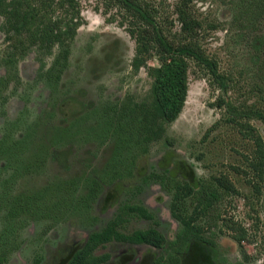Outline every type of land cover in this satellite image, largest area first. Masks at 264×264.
I'll list each match as a JSON object with an SVG mask.
<instances>
[{
  "label": "rangeland",
  "instance_id": "obj_1",
  "mask_svg": "<svg viewBox=\"0 0 264 264\" xmlns=\"http://www.w3.org/2000/svg\"><path fill=\"white\" fill-rule=\"evenodd\" d=\"M146 1L164 33L179 39V0ZM80 8L83 24L59 67L53 65L57 49L44 57L22 53L9 48L0 32V256L6 252L0 264H64L127 204L144 207L153 219L125 215L118 230L155 227L165 244L110 242L94 254L109 255L100 264H150L166 256L181 228L171 214V195L153 175L187 180L221 174L238 193L223 194L218 227L209 231L204 219L197 222L211 243L194 242L180 260L264 264V179L257 192L233 169L247 171L244 157L253 147L229 121L264 108V54L255 51L264 42V0H189L194 40L225 85L189 61L181 114L166 126V137L138 155L134 136L119 128L117 111L123 101L149 100L152 79L147 68L132 71L135 42L108 19L114 10L106 11L101 0H80ZM158 65L155 56L147 62ZM240 119L264 140L261 121ZM191 211L184 200L181 212ZM223 220L245 229L248 241L239 246Z\"/></svg>",
  "mask_w": 264,
  "mask_h": 264
},
{
  "label": "trees",
  "instance_id": "obj_2",
  "mask_svg": "<svg viewBox=\"0 0 264 264\" xmlns=\"http://www.w3.org/2000/svg\"><path fill=\"white\" fill-rule=\"evenodd\" d=\"M106 11L113 12L111 22L124 27L135 42L131 68L138 73L147 68L152 79L150 98L141 102L123 101L117 111L118 125L122 133H130L137 143V155L148 152L149 145L166 137V126L181 114L188 93L189 61L207 70L221 87L225 81L219 74L217 64L206 56L194 40L197 23L188 12L189 0H179L175 6L178 22L181 24L179 39L171 38L163 31L157 20V10L146 0H101ZM108 13V12H107ZM0 32L8 47L22 53L35 51L39 57L52 55L57 49L53 65L66 64L71 45L83 24L80 0H0ZM183 35H186L183 37ZM258 57L264 54V42L256 48ZM155 56L159 65L148 67V60ZM41 66H44L42 64ZM253 117L264 124V108L252 110L251 114L230 118L241 137L252 144V153L245 156L247 171L233 169L247 177L255 191L264 179V140L259 131L240 118ZM168 141L165 138V142ZM161 187L172 197L170 209L173 218L181 225L175 238L168 244L166 256H159L151 264H182L180 257L196 241L211 243L203 236L204 226L197 224L204 219L206 229H215L220 221L217 210L224 193L237 194L236 187L227 175L181 180L176 176H155ZM189 199L190 215L181 212V204ZM152 220L153 216L139 205H124L104 229L91 233L84 245L64 264H100L109 256H96L97 248L116 241L133 245H149L161 248L166 240L155 228L136 230L130 234L118 230L125 215ZM223 226L232 234V239L242 246L248 241L246 230L236 222L223 220ZM215 237V233L211 232ZM6 252L0 256L4 261Z\"/></svg>",
  "mask_w": 264,
  "mask_h": 264
},
{
  "label": "flooded vegetation",
  "instance_id": "obj_3",
  "mask_svg": "<svg viewBox=\"0 0 264 264\" xmlns=\"http://www.w3.org/2000/svg\"><path fill=\"white\" fill-rule=\"evenodd\" d=\"M111 242H116V241H111ZM109 243H110V242H109ZM120 243H124V242H120ZM127 244H128V243H127ZM108 256H109V255H108ZM108 259H109V258H108ZM108 259H107V260H108ZM107 260H106V261H107ZM106 261H105V262H106ZM102 263H103V262H102ZM151 263H152V262H151ZM151 263H150V264H151Z\"/></svg>",
  "mask_w": 264,
  "mask_h": 264
}]
</instances>
